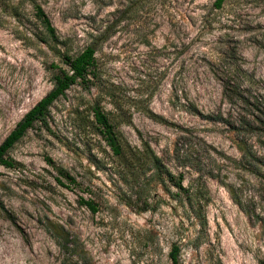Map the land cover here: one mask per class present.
I'll return each instance as SVG.
<instances>
[{
  "label": "rangeland",
  "instance_id": "rangeland-1",
  "mask_svg": "<svg viewBox=\"0 0 264 264\" xmlns=\"http://www.w3.org/2000/svg\"><path fill=\"white\" fill-rule=\"evenodd\" d=\"M216 1L0 0V144L53 89L52 65L67 69L65 56L95 47L87 82L51 105L47 128L35 124L14 145L13 168L0 166V264H172L173 245L178 264H264V230L230 194L244 201L257 190L250 169L232 162L241 158L235 121L253 113L221 86L236 66L251 79L247 95L264 100V0H224L219 9ZM96 109L121 156L103 139ZM145 145L163 175L134 156ZM59 169L78 185H58ZM167 171L173 181L182 173L186 189L205 187L203 225ZM56 235L74 248H59Z\"/></svg>",
  "mask_w": 264,
  "mask_h": 264
},
{
  "label": "trees",
  "instance_id": "trees-1",
  "mask_svg": "<svg viewBox=\"0 0 264 264\" xmlns=\"http://www.w3.org/2000/svg\"><path fill=\"white\" fill-rule=\"evenodd\" d=\"M224 0H217L215 8L219 9ZM34 17L39 22L41 28L52 39L57 41L56 30L52 25L49 17L42 9L41 6L35 4L33 6ZM95 47L88 46L81 54L76 57L65 56L64 64L67 69L59 66L52 65V68L57 70L55 75L53 89L38 101L16 124L14 129L8 134V136L0 144V166L5 168H13L14 162L7 156L8 152L18 143L27 133L32 129L35 124H40L42 127L47 128V113L51 105L60 97L64 96L65 92L76 84H83L87 82V77L91 67L94 65ZM251 79L246 78L244 72L236 67L231 68L224 72V77L221 79V86L224 96L229 101H235L240 104L248 105L252 113L251 115L239 116L235 121L233 130L237 132L240 142L238 149L241 152V158L239 161L233 160L232 162L236 167L243 169H250L249 172L255 178L256 192L251 194L248 200H240L230 189V194L233 201L239 206L244 214L252 221L258 223L264 230V100L258 97L248 96L249 91L246 84H249ZM148 118L161 124H168V122L160 116L155 115L151 111H147ZM94 117L96 123L102 128L103 139L107 146L111 149L113 155L121 156L123 153V144L118 136L113 132V127L110 124L107 116L103 114L99 109L94 110ZM249 135L252 137L253 143L247 144L244 138ZM129 149V146H126ZM177 151V150H176ZM134 156L138 157L137 160L143 162L145 170L154 171L155 175H163L164 166L160 158H158L147 145L144 146L143 151H134ZM247 167V168H246ZM57 178L58 185L68 188L71 185L77 186V182L70 177L63 170H58ZM169 181L173 182L176 188L178 201L184 200L192 215L203 225L205 223V216L203 209L205 207V195L206 189L202 185L190 188L183 186L184 177L182 173H179L176 181H173V176L170 172H166ZM66 181L65 183L62 180ZM81 205L85 206L91 213L97 212V206L93 200L80 199ZM56 245L63 250H70L74 248L73 240H70L69 235H56L53 236ZM180 248L177 245H173L169 253L172 264H178V257Z\"/></svg>",
  "mask_w": 264,
  "mask_h": 264
}]
</instances>
